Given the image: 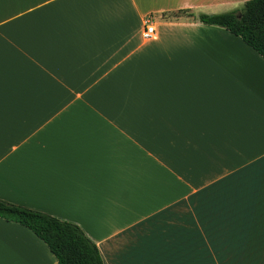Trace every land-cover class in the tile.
Wrapping results in <instances>:
<instances>
[{"label": "crops", "instance_id": "0c3cea01", "mask_svg": "<svg viewBox=\"0 0 264 264\" xmlns=\"http://www.w3.org/2000/svg\"><path fill=\"white\" fill-rule=\"evenodd\" d=\"M246 1L0 0V198L104 264H264V58L198 20ZM0 264L57 258L0 217Z\"/></svg>", "mask_w": 264, "mask_h": 264}, {"label": "trees", "instance_id": "16d2710c", "mask_svg": "<svg viewBox=\"0 0 264 264\" xmlns=\"http://www.w3.org/2000/svg\"><path fill=\"white\" fill-rule=\"evenodd\" d=\"M198 20L228 29L264 58V0H248L227 12L201 13ZM0 217L33 231L52 250L57 264H104L98 245L74 222L1 198Z\"/></svg>", "mask_w": 264, "mask_h": 264}, {"label": "built area", "instance_id": "2783aa9c", "mask_svg": "<svg viewBox=\"0 0 264 264\" xmlns=\"http://www.w3.org/2000/svg\"><path fill=\"white\" fill-rule=\"evenodd\" d=\"M153 14H148L144 18L143 36L146 40H151L157 36L156 19Z\"/></svg>", "mask_w": 264, "mask_h": 264}, {"label": "rangeland", "instance_id": "374dc122", "mask_svg": "<svg viewBox=\"0 0 264 264\" xmlns=\"http://www.w3.org/2000/svg\"><path fill=\"white\" fill-rule=\"evenodd\" d=\"M183 15L186 16V17H191L192 16V13L191 12H184Z\"/></svg>", "mask_w": 264, "mask_h": 264}]
</instances>
